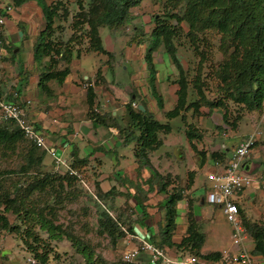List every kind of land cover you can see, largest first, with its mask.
Returning a JSON list of instances; mask_svg holds the SVG:
<instances>
[{"label":"trees","instance_id":"1","mask_svg":"<svg viewBox=\"0 0 264 264\" xmlns=\"http://www.w3.org/2000/svg\"><path fill=\"white\" fill-rule=\"evenodd\" d=\"M29 1L41 4L43 12L45 25L40 31V41L34 45V57L48 56L51 59L50 66L39 75L38 83L40 88L48 93L51 92L48 83L52 80L63 82L70 72L69 65L73 57H79L82 51L107 55L109 59L105 60V65L110 67L113 55L103 47L99 29L106 26L119 28L126 24L134 17L130 9L137 6L141 0H88L86 9L83 2L77 0L79 9L72 18V33L66 40L60 36L53 38L56 31L62 32V26L54 24L55 19L67 20L69 15L65 2L58 0L45 4L44 0H12L15 7ZM164 2L169 6L168 10L162 16L152 17L154 28L150 33L152 40L146 48L145 61L153 79L156 70L151 53L161 43L178 70L175 105L165 113V117L168 120L178 116L184 119L185 111L192 110L194 115H201L214 109H223L224 123L235 129L244 111L261 115L264 111V0H164ZM6 7L0 6L1 17H9ZM2 27L3 24H0V47L7 45ZM184 29L193 51L200 55L198 70L192 79L184 72L174 44V38ZM214 36L217 42L212 41ZM83 39L87 41L84 49L81 47ZM201 42H204L203 49L207 48L206 50H200ZM213 47L221 54V58L209 71L218 94L215 98H210L206 92L208 83L202 73L203 64ZM96 79L98 83L104 80L100 68L96 72ZM190 85L195 98L187 102ZM152 87L154 91V85ZM93 98V88L88 87V105H92ZM229 102L237 106L236 116L232 121L228 118ZM132 103L130 100L125 104L130 128L123 131V137L136 142V158L148 163L150 153L163 144L158 134L169 133L171 127L156 120L152 112L134 108ZM98 117L95 113L94 119ZM185 132L191 148L201 155L200 165H203L205 152L197 150L194 143L195 140L201 139L202 134L194 123L188 124ZM45 154L42 148L23 137L13 121L0 123V157L14 156L18 165V169H0V234L2 232L17 234L36 264H49L52 259L56 261L59 255L54 242L63 239L71 243L72 249L83 257L85 264H141L136 261L124 262L122 259L108 263L71 229L57 222L58 211L64 206L63 203L66 200H75L85 193L100 207L98 217L100 235H105L112 242H116L127 234H135L134 224L129 223L127 218L131 215L129 213L125 215L124 210L112 213L111 206L105 204L107 197L115 193L114 189L103 193L96 180L93 182L92 192L83 186L80 173L88 164L87 158H79L77 155L74 157L69 163L73 173L66 169L43 171ZM225 154V151H213L210 158L224 164ZM168 186L167 178L160 187L166 194L165 201L160 202V208L164 210V226L156 233H152L148 240L157 247L173 250L175 255L181 257L193 255L207 261H220L222 257L220 251L201 253L206 236L195 219L193 211L195 201L192 198L187 197L185 235L179 242L172 240L176 230V204L184 198L182 194L184 188L174 187L168 193L166 192ZM135 201L143 215L135 217L137 222L143 225L148 218L146 205L140 198H135ZM239 211L245 231L253 242L250 251L264 264V224L248 219L240 206ZM8 213L13 215V221L9 220Z\"/></svg>","mask_w":264,"mask_h":264},{"label":"rangeland","instance_id":"2","mask_svg":"<svg viewBox=\"0 0 264 264\" xmlns=\"http://www.w3.org/2000/svg\"><path fill=\"white\" fill-rule=\"evenodd\" d=\"M57 1L58 0H44L45 4L50 2H57ZM61 1L65 2V5L68 8L69 15L67 17V20H64L63 18L61 20H58L57 18L55 19L54 24L55 25L60 24L62 26V32L56 31L55 34L53 35V38L54 36L57 37L60 36L64 40H66L69 38V36L72 33V29H71V24L73 20L72 18L75 15V13L78 11L79 6L77 5V0H61ZM81 1L83 2V5H85L84 8L86 9L88 6L87 5L88 0H81ZM35 4L37 3L35 2ZM7 5L11 7L10 13L16 11V9L18 10L20 9V8H16L13 5L12 0H0L1 7H5ZM38 5L39 7L41 6V4ZM168 7L169 6L165 4L164 0H141L137 6L130 9L131 15H133L134 17L130 21L126 22V24L120 26L119 28H110L106 26V27H101L99 29L103 47L110 51L114 50L115 61L121 64V67L119 66L118 69L119 71H117V76H118L117 80L120 82L119 86L117 87H119L120 90H123L126 86H133V84L136 85L138 81L137 78H134L136 76L135 75L136 71L134 70L136 66L129 58L130 51H128V49L132 47L133 50H136L137 48L138 50L142 51V54L146 53V48L152 40V37L150 36L151 30L154 28V22L152 20V17L154 15L162 16L163 13H165L168 10ZM60 12H62V10ZM41 14L43 17L42 10H41ZM22 37L26 38L25 36ZM28 38H31L30 35ZM39 38H40V34L33 39H35V41H38ZM213 38L214 39H212V41L215 40L217 42L215 36ZM25 41H28V39H26ZM203 43L204 42L200 43V47L202 48L200 50L207 49V48L203 49L205 48V46H203L204 45ZM174 44L176 45L177 57L179 58L180 64L183 67L184 72L187 74L189 79H192L194 75L197 73L200 55L197 54V52H194L192 47L190 46L188 37L185 35V29L182 32H180L178 36L174 38ZM84 45L87 46L86 39L82 40L81 46L84 47ZM16 46L17 48H19V52L16 53L15 55V61L16 63L24 64V60L27 55L26 53L27 47L23 45L20 46L19 43H16ZM151 57L153 63L157 61V63L154 64L159 70V77H163V79L166 78L168 79L167 81L166 80L162 82L157 81L156 83L155 78L157 77L154 74V78L152 79L151 73L147 69L148 75L147 77H145L143 81H140L141 83L140 86H145V89L151 91L152 95L158 100L160 105V107L158 106L155 108L151 107V109H149L148 111L152 112L156 120L160 121L161 123H167L171 127V131L169 133L158 134V138L164 141V144L153 152V157L162 156V158L165 161L168 160L167 166L169 168H165L166 171L167 172L171 171L175 174H178L175 176L168 174V180L173 182L172 184L174 185L176 184L178 187L187 188V184L190 180L189 176L187 175L189 174V172L192 171H194V183L192 185L193 194L195 195L201 194L210 184L209 180L206 178L205 169H203L204 167L202 168L199 166L198 157L195 155L193 151L190 150V147L188 145L189 141L187 139L185 130L187 129L188 124L190 123H194L195 126H198V130L202 134L200 140L204 138L203 139L204 141H210L211 138L215 137L214 139L217 140L216 142L225 141L230 146H232V144L236 140H238V138L244 136V134L247 135V133L254 132L256 133L255 135L256 143L253 149V154L258 155V153H261V157L264 156V153H262V151L259 150L260 146L264 145V132H263L264 111L261 115H259L258 113H248L244 111L235 129L231 128L230 126L224 123L222 118L223 109L212 110V111L218 110L221 115H210L211 112H207V109L203 107L204 111L207 112L205 114L203 113L201 115H194L192 113V110H189L183 112L185 116L184 119L178 116L168 120L165 117V113L173 109L175 105L176 94L173 93L172 91L174 88L175 90H177L178 88L176 84V80L179 76L178 70L172 63V60L170 59L169 55L167 54L161 43L151 53ZM220 58H221V54L218 51H216V49L213 47L212 52L209 54L207 61H205L203 64L202 74L208 83V89L206 90V92H207V96L210 98H215L218 94L216 93V86L215 83L212 82L211 80L209 71L211 70L212 66L218 63ZM107 59H109V57L105 54L84 53L81 56L80 60L74 59L71 61L70 68L74 71L79 70V72H82L83 69L88 70L89 68L95 67L96 64L97 67H99L100 65H104L105 68L103 67L104 68L103 72L105 73V77L111 78L112 74L109 73L110 69L107 68L105 65L106 64L105 60ZM79 61L81 62V64H79ZM94 61H96L97 63L95 64ZM136 65H139V63H137ZM27 74L28 73L25 72L24 75H21V78H25ZM133 79L136 82H132ZM110 85L113 88L115 86L113 83H110ZM153 85L155 87L154 91L152 87ZM189 90L190 91L187 102L195 98L194 94H192L193 92H191V85ZM124 97L128 102L129 100H131V97L128 94H125ZM159 97L162 98L164 104L163 106H161V101ZM228 105L230 111L228 118L230 121H232L233 118L236 116L235 109L237 108V106L231 102H229ZM124 118H125L124 120L119 119L118 122H120V124L125 128V130H128L130 128V119L128 115H125ZM206 120H209L212 123L210 127L209 125L206 126L204 124ZM228 134L230 136L229 139L227 136ZM176 145H181L184 149V158L181 161L176 160L173 155V147ZM135 147H136V142H131L129 143V145L123 147L124 152H127L129 157L126 162L125 160H122L120 156H118L117 159L119 160L120 164L117 166H113L112 162L108 158H105L103 160L104 164L101 167V171H103L104 173H109L113 175V177H117L118 181H123L121 183H124L127 180L126 177L125 176L119 177L118 174L121 170H124L125 165L132 163V160L137 159L135 156ZM120 153H123V151H120ZM138 160H139V164L141 165L140 166L141 168L138 171L144 172L146 169H148L149 174L147 176L139 178L138 182H135L133 184V186L136 187L131 186L132 183H128V184L124 183L126 184L124 188L131 187L132 189H136L138 188V185H141V180H143L144 178L148 180V184L144 183L143 186L145 187L144 190L146 191L139 192L137 194L138 197L137 195L136 197H133V199L131 200V205L132 203L135 204L136 202L135 198L139 199L141 198V196H145V194L146 195L148 194L149 196L156 195L153 197V199L165 201L166 194L164 191L160 190V187L162 186L163 181L167 180V178H165L167 177V175H163V176L161 175L164 174L163 169L158 168L156 165H154L153 160H151L152 164L154 165L153 167L150 165L151 163L148 164L149 162L146 163L142 159H138ZM43 161H44V167L42 170L51 171L53 163L48 154H45ZM92 163L93 166H89L80 173V176L82 178V184L85 187V189L89 192H92V190L94 189L93 181L95 178V174H96L95 170L97 167L96 162H94V160H92ZM155 163H157V161H155ZM207 163L208 165L211 166L209 167L210 170L215 169L212 159L208 158ZM0 169H18L17 158L14 156L11 157L9 156L6 158L3 156L0 157ZM155 191H158L157 194L155 193ZM93 197L95 198V196ZM125 198L126 197L124 196L122 197L119 196L118 201L121 204L120 207L125 211L124 212L125 215L128 213L129 215H131L130 217L127 216L129 223L132 222V224L135 225L137 224V219L135 217L136 210L135 211L133 210V206H130L128 202V198L126 199ZM255 199H256L255 200L256 203L254 205L255 206V208L253 209L254 211L250 212L252 213V217L250 218L248 217V219L264 224V195L262 194L260 189L255 190ZM242 200H243L242 201L243 204L247 202L246 201L247 199H242ZM105 204L106 206H108L107 202ZM63 205L64 206L58 211L57 222L62 223L64 226H67V228L71 229V231L75 235L81 238L83 242H86V244L90 245L94 250V252L102 256L108 263H112L114 261L122 259L123 251H125L126 246L127 247L135 246V245L128 246L124 244V242L122 241V239L124 240V238L119 239L116 242H112L107 236L100 235L98 233V229H99L98 217H99L100 207L97 206L96 203L85 193L84 194L82 193V195L75 200L72 201L66 200L63 203ZM206 206H208L212 212L210 218L208 216L206 217L204 214L199 222L201 231L206 236L205 242L202 246V252H213L217 250L223 251L224 249H225L224 251L230 250L231 248L229 246H231L232 243L231 225L226 220L219 206H214L212 204H206ZM139 210L140 209H137L138 212H140ZM7 216L10 221L14 220V217L11 213H8ZM156 217H158V215L157 216L154 215L152 217V220H154ZM248 240H250V242L252 241L249 235H248ZM54 245L59 257L56 261L52 259L49 264H85L83 257L80 254L76 253L74 249H72L71 243L67 239H63L61 241H55ZM250 247L251 248L253 247V242L250 243ZM168 250L172 253H175L173 250L170 249ZM143 259L144 261H142V264H146L147 263L146 258ZM0 264H36V262L33 259V257L30 255V253H28V251L24 247L22 241L19 239V236H17V234H14L12 232H2L0 234Z\"/></svg>","mask_w":264,"mask_h":264},{"label":"crops","instance_id":"3","mask_svg":"<svg viewBox=\"0 0 264 264\" xmlns=\"http://www.w3.org/2000/svg\"><path fill=\"white\" fill-rule=\"evenodd\" d=\"M16 8L20 9H16V11H13L12 13H10L11 9L8 11L9 17L4 18L2 27L7 45L0 47V95L7 99H14V101L20 102L26 107L28 121L31 122L32 125L45 136L46 144L53 147L57 155L63 159L67 165L74 160L76 155L79 158L88 159V164L83 168V170L89 166H93L92 160L96 162L97 167L95 170L96 174L94 181L96 180L98 182L100 190L103 193L108 192L111 189L115 190V193L107 197L106 200L108 206H111L112 213L122 212L123 209L120 207L121 204L118 201V198L119 196H124L128 198V202L130 206H133V210H136L135 215L142 217L143 215L141 210L138 212L137 209H139V207L133 203L131 205V200L139 192L146 191L144 190L145 187L143 185L144 183L148 184V180L146 178L141 180V185H138V188L136 189H132L131 187L124 188V186L128 183H132V185H130L133 186L135 182H138L139 178L147 176L149 174V170L146 169L144 172H139L138 170L141 168L139 160H132V163L125 165L124 170H121L118 174L119 177H126L127 180H124V183L126 184H124L121 183L123 181H118L117 177H113V175L101 171V167L104 164L103 160L105 158H108L112 162L113 166H117L120 164L117 159L118 156L126 162L129 157L128 153L124 152L123 147L129 145V143L133 141H130L129 139L126 140L127 138L124 139L123 131H125V128L120 124V122H118L119 119L124 120L125 115H127L125 104L128 101L124 97L125 94L130 95L134 108L149 110L151 107H160L158 100L152 95V92L145 89V86H140V81H143L148 75L145 53L142 54V51L137 48L136 50H133L132 47L128 49V51H130L129 58L136 66L134 69L136 71V76L134 78H137L138 80L136 85L133 84V86H126L123 90H120L119 87H117L120 84L117 80V71H119L118 69L119 66L121 67V64L115 61L114 50L110 51L106 49L113 55L111 66L108 67L106 65V67L110 69L109 73L112 74L111 78L105 77V73L103 72V69L105 68L104 65L97 67V62L94 61L96 64L95 67L89 68L88 70L81 69L82 72H79V70L74 71L70 68L69 74L61 83L54 80L50 81L48 86L51 92L46 93L38 84L39 75L44 70H47V67L50 66L51 59L48 56L38 58L34 57V45L37 44L39 40L35 41L33 38L40 34V31L45 25L41 14V8L38 4H35L34 1H29ZM29 35L31 38H28ZM22 36H25L26 38H23ZM26 39H28V41H25ZM16 43H19L20 46L23 45L27 47V50L25 49L27 55L24 60V64L16 63L15 61V55L19 52V48H17ZM81 47L84 49L86 45ZM84 53L88 54L95 52L82 51L79 57H73L72 60H80ZM137 63H139V65H136ZM154 63L156 64L157 61ZM79 64H81L80 61ZM99 68L102 71L104 79L100 83H98L96 79V72ZM155 70V76L157 77L155 78L156 83L157 81H167L168 78L163 79V77H159V70L157 67ZM25 72L28 73L27 76L25 78H21V75H24ZM132 82L136 81L133 79ZM110 83L115 85L114 88L110 85ZM88 87H92L94 91V98L91 106L87 103ZM172 92H176L175 88ZM159 98L161 106H163L164 104L162 98ZM94 112L99 116L96 119H94ZM210 115L221 114L217 110L211 111ZM204 124L206 126L209 125L210 127L212 123L209 120H206ZM251 133H247V135ZM245 135L246 134H244V136ZM227 136L229 139V134ZM244 136L238 138L232 146L228 145L225 141L216 142L217 140L214 139L215 137L211 138L210 141H204V138L198 141L195 140L194 143L197 146V150L205 152V160L202 162L203 165H200L201 155L191 148L189 142L188 145L190 150L198 157L199 166L202 168L204 167L203 169H205V173H207V171L210 170L209 167H211L207 163V159L210 158V153L213 151H225L226 159L224 164H226L229 161V154L231 155L237 143L241 141ZM254 147L255 145L253 146V149ZM253 149L250 152L244 168L246 173L251 177V183L244 188L238 199L242 212L247 218L252 217V213L250 212H253V209L255 208V190L260 189L264 195V172H262L264 156L261 157V153H258V155L253 154ZM259 150L264 153V145H261ZM120 151H123V153H120ZM153 152L149 155L148 164L151 163L150 165L152 167L156 165L158 168L163 169L164 174L161 175H167V178L168 174H171L172 176L178 175L171 171L167 172L165 168H169L167 166L168 160L165 161L162 156L153 157ZM173 155L176 160L181 161L184 158L183 147L181 145L174 146ZM49 157L53 163L52 169L64 170L63 167H56L53 158L50 155ZM151 160H153L154 165ZM155 161H157V163H155ZM212 161L214 165L215 161ZM221 165L214 167L215 169H219ZM187 176L190 178L188 182L190 186H187V188L180 187L184 188L182 192L184 198L179 200L176 204V230L175 234L172 236V240L174 242H179L185 235L187 226L185 216L187 197L192 198L195 201L193 211L195 219L198 222H200V219L204 214L206 217L208 216L210 218L212 212L209 207L206 206V204H209L206 201V193L209 190L210 184L205 191L202 192L203 194L201 193L195 195L192 193L194 171L189 172ZM168 182L169 186L167 187L166 192L170 193L174 187L178 186L176 184H172L173 182L169 180ZM157 192L158 191H155L156 194ZM154 196H149L148 194L141 196L142 199H140L143 200V203L146 205L145 208L148 218L144 221L143 225L138 222L134 225L135 234H127L124 237V240L122 239L124 244L132 246L138 243V240L134 237H130V235L142 237L143 239L148 240L152 233H156L160 227L164 226V210L160 208L161 200L153 199ZM242 199H247V202L243 204ZM154 215H158V217L152 220ZM251 242L247 238L246 247L250 250ZM229 247L232 248V244ZM128 248L130 247L126 246V249ZM217 251L223 253L222 250ZM201 253L206 254L210 252H202L201 248ZM143 258H146V256L142 255V258L135 261L142 264V261H144ZM146 264H148V260Z\"/></svg>","mask_w":264,"mask_h":264},{"label":"built area","instance_id":"4","mask_svg":"<svg viewBox=\"0 0 264 264\" xmlns=\"http://www.w3.org/2000/svg\"><path fill=\"white\" fill-rule=\"evenodd\" d=\"M6 9L8 12L10 7L8 6ZM3 22L4 17L0 16V24H3ZM9 121H13L18 126L24 138L50 155L56 167L62 166L73 173L70 166L57 155L55 149L46 144L45 136L28 121L26 107L22 103L14 101V99H7L0 95V123ZM255 135L256 133L246 135L237 143L226 164L221 165L215 161L214 166L221 165V167L209 170L206 173V178L210 182L209 190L206 193V201L209 204L221 207L226 220L232 227V248L222 253L220 261H207L193 255L181 257L172 254L168 249L155 246L147 239L132 235L130 237L136 238L138 243L123 251L122 260L131 262L145 255L148 264H263L246 247L248 234L242 224L238 200L244 188L251 183V177L245 172L244 168L256 142Z\"/></svg>","mask_w":264,"mask_h":264},{"label":"clouds","instance_id":"5","mask_svg":"<svg viewBox=\"0 0 264 264\" xmlns=\"http://www.w3.org/2000/svg\"><path fill=\"white\" fill-rule=\"evenodd\" d=\"M134 107V106H133ZM256 143V142H255ZM255 145V144H254ZM253 149V148H252ZM62 168V167H61ZM57 170V169H56ZM61 170V169H60ZM61 171H63V170H61Z\"/></svg>","mask_w":264,"mask_h":264}]
</instances>
